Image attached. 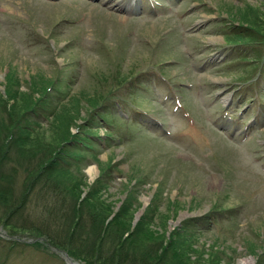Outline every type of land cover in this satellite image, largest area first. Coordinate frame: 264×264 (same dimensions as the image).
<instances>
[{
  "label": "rangeland",
  "instance_id": "obj_1",
  "mask_svg": "<svg viewBox=\"0 0 264 264\" xmlns=\"http://www.w3.org/2000/svg\"><path fill=\"white\" fill-rule=\"evenodd\" d=\"M257 12H264V0H0V112L16 114L17 102L41 93L57 69L75 96L53 127L14 143L6 156L0 137L6 157L0 165L7 168L0 264L69 263L19 229L43 218L44 201H32L39 195L5 214L21 201L25 179L74 133L100 92L118 82L127 89L121 118L108 120L117 136L98 152L103 165L122 171L111 173L97 198L101 208L108 205L105 223L129 211L123 238L138 224L130 251L136 258L137 251L166 249L184 220L209 215L215 219L207 233L170 243L169 262L256 264L264 255V25L256 26ZM244 16L255 25L243 23ZM92 163L69 177L48 174L78 186L81 201L101 175ZM36 242L46 249L32 247Z\"/></svg>",
  "mask_w": 264,
  "mask_h": 264
},
{
  "label": "trees",
  "instance_id": "obj_2",
  "mask_svg": "<svg viewBox=\"0 0 264 264\" xmlns=\"http://www.w3.org/2000/svg\"><path fill=\"white\" fill-rule=\"evenodd\" d=\"M263 17L264 12H257L255 20L260 21L259 24L253 19H247L246 16L242 17V22H246L249 26L255 25L256 22V26L262 27L264 25ZM238 27L241 28V26ZM248 39L252 42L255 37H248ZM261 43L264 47V39ZM252 47L251 44L246 45L248 49ZM261 58L262 65L259 72L262 74L264 56ZM67 78L68 76L57 69L55 78L46 85L41 93L29 94L27 103L25 101L17 102L19 111L16 114L10 116L5 111L0 112V137H3L6 142L5 156L13 148L14 143L37 138L42 132L40 129L43 126H47L46 129L53 127L63 110L69 108L68 106L73 103L75 96L70 94L71 86ZM118 83L113 84L116 85L113 89L100 92L97 105L91 108L83 122L75 127L74 133L65 136L63 142L51 153L48 161L41 164L33 175L31 174L28 179H25L21 201L13 204L12 206H15L6 211L5 217L8 219L9 215L19 211L18 207L23 209V204L28 202V197L30 198L32 193H35L41 199L33 197L32 201L37 199L45 202L41 206L42 209L39 208L43 218L38 216H35V219L30 218L31 220H26L27 225H21L25 230L19 228L31 238L44 240L45 243L67 253L69 257L79 260L83 264H172L175 262H169L173 257L169 256L173 248L170 243L176 239L187 241V239L200 236V232L207 233L209 219L215 218L204 215L184 220L179 227L174 228L166 249L161 250L160 253L157 250H136V258L130 251L135 249L139 241L138 224L131 234L123 238L127 233L129 211L125 210L119 214L123 217L115 214L108 223H105L108 205L101 208L97 198L103 190L109 187L112 181L111 173L121 174L122 171L118 170L114 163L103 165L104 163L98 158V152L112 146L117 136L110 129L114 126L108 120L112 116L121 118L117 113L122 105L124 95H127V89L123 83ZM101 128H106L104 135L99 133ZM43 151L47 152V148H44ZM4 158L6 157L2 154L1 161ZM90 161L100 168L101 175L89 185L86 197L81 201L78 200V186L51 180L48 174L54 173L69 177L74 174V171H79V167L87 166ZM5 169L7 168L4 164L0 165V182H5L6 177L3 174ZM40 182L42 183L41 187L31 190L34 185ZM124 207L123 205L121 209ZM100 208L104 214H101ZM87 228L90 229L89 233ZM105 243L111 245V247L108 245V250H104L102 247ZM159 245L162 247L161 243ZM129 246H133V248ZM32 247L45 248L43 244L40 245L37 242ZM256 264H264V255L258 259Z\"/></svg>",
  "mask_w": 264,
  "mask_h": 264
},
{
  "label": "bare ground",
  "instance_id": "obj_3",
  "mask_svg": "<svg viewBox=\"0 0 264 264\" xmlns=\"http://www.w3.org/2000/svg\"><path fill=\"white\" fill-rule=\"evenodd\" d=\"M88 172H89V174H90V173L93 174V173L96 172V170H95V168H93V167H89ZM90 177L92 178L91 175H90ZM250 262H251L250 259H249V260H243V261H241L239 264H250Z\"/></svg>",
  "mask_w": 264,
  "mask_h": 264
}]
</instances>
